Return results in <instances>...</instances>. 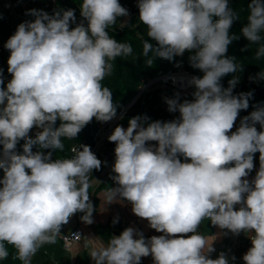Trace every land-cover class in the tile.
I'll list each match as a JSON object with an SVG mask.
<instances>
[{
	"label": "clouds",
	"instance_id": "9594fccd",
	"mask_svg": "<svg viewBox=\"0 0 264 264\" xmlns=\"http://www.w3.org/2000/svg\"><path fill=\"white\" fill-rule=\"evenodd\" d=\"M137 7L154 42L142 41L145 65L187 52L190 66L203 75L187 80L194 89L191 99L181 100L179 93L165 97L167 110L179 113L175 119L137 115L107 138L115 144L111 179L116 186L106 192V204L127 202L136 217L161 234L146 238L129 226L89 256L94 264H141L149 256L153 264L235 261L224 252L210 258L217 236L199 232L208 219L224 235L247 236L252 246L242 257L244 264H264V106L232 131L253 94H233L237 75L227 88L221 84L224 76L243 71L242 63L226 55L239 39L230 29L240 15L230 0H137ZM247 7L241 34L249 46H258L254 58L261 60L264 0H250ZM26 15L34 20L20 23L4 44L12 77L6 87L0 69V260L9 256L7 244L16 250L15 259L32 264L42 246L56 243L74 214L93 223L90 174L107 162L89 145L73 148L70 158L53 153L64 149L62 138L75 139L93 118L109 122L117 116L112 91L102 82L112 75L118 57H138L130 43L109 34L119 18L129 17L119 0H82L79 23L74 9H56L52 15L30 9ZM119 22L121 29L129 24ZM249 79L264 80V70ZM33 128L38 129L34 138L29 135ZM256 153L259 168L250 181Z\"/></svg>",
	"mask_w": 264,
	"mask_h": 264
},
{
	"label": "trees",
	"instance_id": "16d2710c",
	"mask_svg": "<svg viewBox=\"0 0 264 264\" xmlns=\"http://www.w3.org/2000/svg\"><path fill=\"white\" fill-rule=\"evenodd\" d=\"M78 3H82V0H72ZM248 3L250 0H230V6L236 10L240 15V20L233 23L230 34H235L239 39L234 40L228 47V56L235 57L239 63L243 64V71L236 74H229L221 79V84L224 88L228 87V81L233 78V75L239 76V83L233 90L234 95H238L241 92H252V97L249 99V108L247 110H241L240 115L247 116L256 109L257 106H264V80H250V77H254L258 72L264 70V58L256 60L255 51L257 45L249 46V41L241 34L242 26L247 22ZM135 21L133 17L129 24L123 29L114 28L109 29V34L118 40L119 42H127L132 45L133 56L138 57L135 61L131 57L125 59L118 57L114 61V69L111 76L106 77L102 82L104 86L109 87L112 91L113 102L117 105V112L127 106L134 97L139 93L140 86L144 81L157 77L160 73H166L168 71H188L189 73L202 77L203 73L199 69H194L189 64V53L185 52L183 56H177L172 61H168L161 58H156L151 67L145 65V57L142 55L143 47L142 41L149 40L147 37L146 27L138 20L136 25H132ZM149 42L154 43L149 40ZM242 49H247L242 51ZM151 55V53L149 54ZM178 80L182 79V76H175ZM137 115H147L148 117H154L156 120L170 121L173 119V113L167 110V104L162 96V89L156 86H152L145 90L136 101L130 106L125 115L121 118L119 125L122 123H128V120ZM59 122H57L58 126ZM91 132V122L86 125L78 136L73 140L63 139L64 149L56 150L53 153V157L59 156L61 158H70L74 154L71 153L70 147L77 142H80L83 138H87ZM32 138L35 135H30ZM24 141L21 140L17 145V152L22 153ZM155 143V142H153ZM2 149V146H0ZM37 147H33V151H37ZM47 152L48 150H44ZM3 176V171L0 170V178ZM105 186V185H101ZM81 213L74 214V218H80ZM9 256L5 260H0V264H22L18 259H15L16 250L6 244Z\"/></svg>",
	"mask_w": 264,
	"mask_h": 264
},
{
	"label": "crops",
	"instance_id": "0c3cea01",
	"mask_svg": "<svg viewBox=\"0 0 264 264\" xmlns=\"http://www.w3.org/2000/svg\"><path fill=\"white\" fill-rule=\"evenodd\" d=\"M181 80L186 81L188 79L183 77ZM159 88L162 89V96L164 99L165 97L171 98L176 93H179L181 100L191 99V93L194 90L193 88L183 90L177 87L170 89L169 86ZM178 116V112L173 113V119ZM149 118L153 121L156 120L154 117ZM240 120L241 119L238 117L234 123L232 131H235L239 126ZM120 125L124 128L128 127V123H122ZM256 127L259 131V124H257ZM114 148L115 144L108 141L105 148L108 153V159L105 160L107 164H102L99 171L94 170L93 176L90 179L91 186L89 188V195L95 208V211L93 212V223L90 225L85 224L80 218H76L79 220L80 226L84 229L83 239L72 245L65 246L58 237L55 244H46L37 251L35 257L32 258V264H94L89 256L90 251L101 244H106L109 241L110 236L119 235L129 226L136 227L143 231L146 238L161 234L150 229L146 220L136 217L131 212V205L127 202L123 205L120 203L106 204V192L109 188L116 186L115 182L111 179V177L115 175V173L111 171L115 159ZM258 168L259 153H256L254 155L253 171L249 174L247 179L251 181L255 177ZM116 217H118L119 220L118 223L114 225L112 221ZM74 219L75 218H73L70 227L79 225L73 224ZM199 232L209 238L213 235L217 236L213 242L215 251L211 254L210 258L215 259L220 252H224L229 258L233 255L236 257L235 261H231L230 259L229 264H244L242 257L252 246L251 241L244 233H241L239 236H233L230 232L227 235H224L222 230L217 226H213L208 219L202 221L199 227ZM141 264H153L151 256L142 257Z\"/></svg>",
	"mask_w": 264,
	"mask_h": 264
},
{
	"label": "built area",
	"instance_id": "2783aa9c",
	"mask_svg": "<svg viewBox=\"0 0 264 264\" xmlns=\"http://www.w3.org/2000/svg\"><path fill=\"white\" fill-rule=\"evenodd\" d=\"M119 3L125 7L129 12V17L124 18L121 17L117 21V24L112 26L110 29L120 28V22L125 19L130 22V20L136 16L139 9L137 7V0H119ZM80 4L76 1L72 0H2L0 1V69L3 70V80L4 87H6L7 83L11 80V75L7 72L8 68V58L9 51L4 48V44L13 35L16 31L17 26L26 21V20H34V17L30 15H26V12L30 9H38L41 7L45 12L49 15H52L56 9H74L76 22L79 23L82 17L80 16ZM75 25H72L74 27ZM173 74H182L184 77L194 76L188 71H168L166 73H160L157 77L153 79H148L144 81V83L140 86V95L152 87L159 81L172 80L170 83L180 89L186 90L191 87L187 85V80H173L170 78ZM126 107V106H125ZM122 108L117 112V116L109 121V122H99L95 118L91 121V132L87 138H83L80 142L74 143L70 147V151L72 154L73 148L79 150V145H89L92 152H94L98 159L101 160V156L103 155L104 147L108 143V136L112 133L114 128L119 125L121 117L125 115L128 109ZM242 119L244 116H238ZM38 129L33 128L29 135H35ZM54 158H61L59 156H55ZM93 175V172H92ZM90 174V179L92 178ZM71 218V217H70ZM74 215L72 216L71 222L63 225L61 228V234L59 238L63 242L65 246L72 245L73 243L79 242L83 239L84 229L80 225H76L74 227H70L73 221Z\"/></svg>",
	"mask_w": 264,
	"mask_h": 264
},
{
	"label": "rangeland",
	"instance_id": "374dc122",
	"mask_svg": "<svg viewBox=\"0 0 264 264\" xmlns=\"http://www.w3.org/2000/svg\"><path fill=\"white\" fill-rule=\"evenodd\" d=\"M38 9L39 10H43L41 7H38ZM44 11V10H43ZM138 16H139V11H138V13L136 14V16H135V21L133 22V24L132 25H136L138 22ZM137 20V21H136ZM171 79H173V80H176L177 81V78L175 77V76H171L170 77ZM172 80H164V81H159V82H157L154 86H156V87H167V86H169L170 87V89H173V88H176L175 86H173L170 82H171ZM105 148H106V145H105V147H104V151H103V155L101 156V161L103 162V161H105V160H107L108 159V153L106 152V150H105ZM94 171V170H93ZM93 176V175H92ZM73 224H79L80 225V222H79V220L78 219H74V223ZM35 257V256H34ZM33 257V258H34Z\"/></svg>",
	"mask_w": 264,
	"mask_h": 264
},
{
	"label": "water",
	"instance_id": "95a60500",
	"mask_svg": "<svg viewBox=\"0 0 264 264\" xmlns=\"http://www.w3.org/2000/svg\"><path fill=\"white\" fill-rule=\"evenodd\" d=\"M194 76H196V75H194ZM140 96V93H138L135 97H134V99L125 107V109H129L130 108V106L136 101V99L138 98ZM238 116H241V115H238ZM71 219H72V217L69 219V222L68 223H70L71 222Z\"/></svg>",
	"mask_w": 264,
	"mask_h": 264
},
{
	"label": "bare ground",
	"instance_id": "6f19581e",
	"mask_svg": "<svg viewBox=\"0 0 264 264\" xmlns=\"http://www.w3.org/2000/svg\"><path fill=\"white\" fill-rule=\"evenodd\" d=\"M171 76H182V78L184 77V75H182V74H173V75H171ZM170 76V77H171ZM192 76H189V77H184L185 79H190Z\"/></svg>",
	"mask_w": 264,
	"mask_h": 264
}]
</instances>
